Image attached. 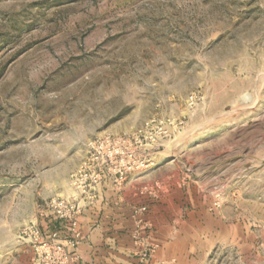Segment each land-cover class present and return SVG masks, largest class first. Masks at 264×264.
Instances as JSON below:
<instances>
[{"label": "rangeland", "instance_id": "374dc122", "mask_svg": "<svg viewBox=\"0 0 264 264\" xmlns=\"http://www.w3.org/2000/svg\"><path fill=\"white\" fill-rule=\"evenodd\" d=\"M105 138L124 180L175 162L191 264H264V0H0V264H50L45 202Z\"/></svg>", "mask_w": 264, "mask_h": 264}, {"label": "crops", "instance_id": "0c3cea01", "mask_svg": "<svg viewBox=\"0 0 264 264\" xmlns=\"http://www.w3.org/2000/svg\"><path fill=\"white\" fill-rule=\"evenodd\" d=\"M168 160L161 159L151 170L129 180L117 182L115 176H105L92 191L84 193L71 186L54 193L64 198L77 195L80 205L79 243L69 250L73 258L68 264H191L197 252L191 242L192 222L178 213L185 196L180 190V202L174 194L179 174L173 171L175 162ZM145 183L154 186L155 195L141 193ZM220 210L215 209V216L209 217L206 209L200 208L197 224L201 227L204 218L215 219V228L209 230L217 233L215 240L223 238L234 246L239 242V223L226 219ZM55 221L50 216L46 226L62 237V228L54 226ZM203 228L206 234L203 230L199 241L206 250L213 236L208 234L206 221ZM150 248V259L144 261L142 255ZM204 249L199 253L205 254Z\"/></svg>", "mask_w": 264, "mask_h": 264}, {"label": "built area", "instance_id": "2783aa9c", "mask_svg": "<svg viewBox=\"0 0 264 264\" xmlns=\"http://www.w3.org/2000/svg\"><path fill=\"white\" fill-rule=\"evenodd\" d=\"M115 144L109 138L89 142L90 154L75 172L77 188L84 193L92 191L105 176H115L117 182L124 180L127 161L122 151L114 148ZM141 193L144 191L141 190ZM45 205L50 216L61 224L63 234L62 237L56 234L45 236L38 229H34L33 241L39 245L38 252L50 264H68L73 258L69 250L76 249L80 237L77 223L80 205L77 195L71 198L53 196L47 199ZM143 210L141 207L140 211ZM147 255L149 253L144 252L142 257Z\"/></svg>", "mask_w": 264, "mask_h": 264}, {"label": "trees", "instance_id": "16d2710c", "mask_svg": "<svg viewBox=\"0 0 264 264\" xmlns=\"http://www.w3.org/2000/svg\"><path fill=\"white\" fill-rule=\"evenodd\" d=\"M54 223H55V224H53L54 226H57L58 228L62 227L61 224H59V222L57 220Z\"/></svg>", "mask_w": 264, "mask_h": 264}]
</instances>
